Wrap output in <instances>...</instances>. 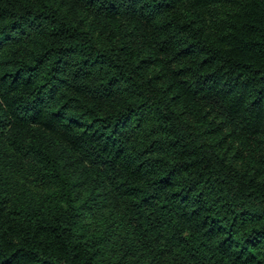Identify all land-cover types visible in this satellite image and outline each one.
Segmentation results:
<instances>
[{"label": "trees", "instance_id": "1", "mask_svg": "<svg viewBox=\"0 0 264 264\" xmlns=\"http://www.w3.org/2000/svg\"><path fill=\"white\" fill-rule=\"evenodd\" d=\"M0 264H264V0H0Z\"/></svg>", "mask_w": 264, "mask_h": 264}]
</instances>
